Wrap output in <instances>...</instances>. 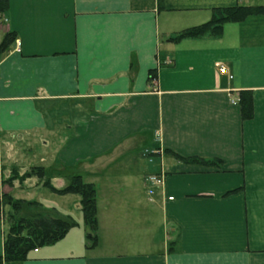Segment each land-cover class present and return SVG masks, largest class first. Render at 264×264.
Listing matches in <instances>:
<instances>
[{
    "label": "crops",
    "instance_id": "1",
    "mask_svg": "<svg viewBox=\"0 0 264 264\" xmlns=\"http://www.w3.org/2000/svg\"><path fill=\"white\" fill-rule=\"evenodd\" d=\"M4 1L0 161L8 138L40 132L52 185L79 168L96 189L93 247L76 221L20 264H264V15L170 41L264 0Z\"/></svg>",
    "mask_w": 264,
    "mask_h": 264
},
{
    "label": "trees",
    "instance_id": "2",
    "mask_svg": "<svg viewBox=\"0 0 264 264\" xmlns=\"http://www.w3.org/2000/svg\"><path fill=\"white\" fill-rule=\"evenodd\" d=\"M6 8V1L0 0V15ZM254 15H264V7L216 9L212 11L210 21L197 27L183 30L171 38L170 41L178 42L205 35L219 37L226 23L240 22ZM14 41V34H6L0 43V55L5 53ZM154 74V71H150V81L154 79ZM239 105L241 106L242 118L245 120L251 118V96L249 94H240ZM11 173L13 176L9 179H16L18 182L32 178L37 179L42 184V188L53 195L79 197L83 225L90 232L86 237L87 246H94L98 227L96 189L93 184L87 183L81 176L75 175L67 179L65 187L57 189L52 185L50 178L46 176L43 167H31L29 172L26 171L21 175L18 174L16 169ZM3 182L7 184V180H3ZM0 198L1 201H4L0 204V208L3 205H10L12 209L5 221L3 256L0 259V262L3 261L5 264L26 262L34 250L38 251L42 247L52 246L62 241L68 232L78 225L72 217L60 215L54 209H41V204L36 201H12L10 195H1Z\"/></svg>",
    "mask_w": 264,
    "mask_h": 264
},
{
    "label": "rangeland",
    "instance_id": "3",
    "mask_svg": "<svg viewBox=\"0 0 264 264\" xmlns=\"http://www.w3.org/2000/svg\"><path fill=\"white\" fill-rule=\"evenodd\" d=\"M220 73H223V70ZM42 137L46 138L47 136L40 132L23 134L10 139L8 138L7 142L3 143L0 161V184L6 187L7 193H2V195H10L12 201H36L41 204V209H54L63 216L69 214L73 220L77 221L80 226H83L80 201L79 204L75 203V200L77 198L79 199V197L69 196L70 199H62L63 197L53 195L46 189L42 188V184L35 178L23 182H18L16 179H9L13 176L11 172L14 169H16L18 174L21 175L26 171L29 172L31 167H43L45 172L46 169L48 170L46 176L49 177L51 175L52 170L50 164L52 162L51 160H53V158H51L53 155L50 157L51 160L48 159L49 157L47 158L45 156V151H43L41 147L42 141L45 138L42 139ZM49 154H52V152H49ZM74 172L78 173V175L84 176L82 170L79 168H76ZM3 180H7V184L4 183ZM85 182H88L86 177ZM163 184L161 186H163ZM95 186L100 189L103 184L98 183ZM65 197L67 196H64V198ZM0 202V204H2L4 201L0 200ZM66 205H70V207L68 208ZM9 212H12L10 205L1 206L0 213L3 214L4 222L6 221V218H8ZM83 228L84 226L82 229ZM86 233L87 231L84 229V238Z\"/></svg>",
    "mask_w": 264,
    "mask_h": 264
},
{
    "label": "built area",
    "instance_id": "4",
    "mask_svg": "<svg viewBox=\"0 0 264 264\" xmlns=\"http://www.w3.org/2000/svg\"><path fill=\"white\" fill-rule=\"evenodd\" d=\"M0 21H3L1 18H0ZM20 47V44L19 42L16 43V49L18 50ZM223 70V72H225L224 69H220V72ZM239 102L238 99L236 100H232L231 103L234 105V104H237ZM146 181L151 185V186H161L163 183H164V177L162 175H150L146 178ZM150 194H152V192H149ZM173 198H168V201H172ZM34 253H37V250H34Z\"/></svg>",
    "mask_w": 264,
    "mask_h": 264
}]
</instances>
